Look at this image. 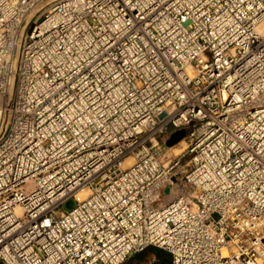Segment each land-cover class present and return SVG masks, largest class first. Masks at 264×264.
<instances>
[{"label": "built area", "instance_id": "built-area-1", "mask_svg": "<svg viewBox=\"0 0 264 264\" xmlns=\"http://www.w3.org/2000/svg\"><path fill=\"white\" fill-rule=\"evenodd\" d=\"M148 247L264 264V0H0V264Z\"/></svg>", "mask_w": 264, "mask_h": 264}, {"label": "rangeland", "instance_id": "rangeland-1", "mask_svg": "<svg viewBox=\"0 0 264 264\" xmlns=\"http://www.w3.org/2000/svg\"><path fill=\"white\" fill-rule=\"evenodd\" d=\"M185 143L184 141L180 144H176L169 149H163L166 155L170 157L180 154L184 150ZM74 206V200L72 197L67 198L61 206L63 211L69 210ZM168 254L158 248L148 247L140 253L133 254L124 264H153L161 261L163 258H167Z\"/></svg>", "mask_w": 264, "mask_h": 264}, {"label": "water", "instance_id": "water-1", "mask_svg": "<svg viewBox=\"0 0 264 264\" xmlns=\"http://www.w3.org/2000/svg\"><path fill=\"white\" fill-rule=\"evenodd\" d=\"M185 135V131L183 129L176 130L172 134H170L169 138L165 141V145L167 147H172L175 144H177ZM167 259L163 258L161 261L158 262V264H166ZM157 264V263H153Z\"/></svg>", "mask_w": 264, "mask_h": 264}, {"label": "bare ground", "instance_id": "bare-ground-1", "mask_svg": "<svg viewBox=\"0 0 264 264\" xmlns=\"http://www.w3.org/2000/svg\"><path fill=\"white\" fill-rule=\"evenodd\" d=\"M183 142V141H180L179 144ZM128 161H130V159H128ZM89 193V190L85 187H80V188H77L75 191H74V196L77 200H81L83 199L87 194Z\"/></svg>", "mask_w": 264, "mask_h": 264}]
</instances>
